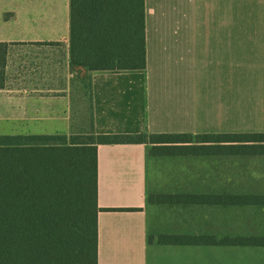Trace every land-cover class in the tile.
Returning <instances> with one entry per match:
<instances>
[{
	"label": "crops",
	"instance_id": "obj_1",
	"mask_svg": "<svg viewBox=\"0 0 264 264\" xmlns=\"http://www.w3.org/2000/svg\"><path fill=\"white\" fill-rule=\"evenodd\" d=\"M136 11L135 0L93 3L85 70L69 64V0H0V43L10 45L0 122L21 124L22 135H71L77 113L61 81L80 76L93 135L264 133V0H143L141 70ZM26 61L38 68L25 65L27 79L8 82ZM40 75L50 81H34ZM239 158H250V179L232 162ZM254 199H264V155L99 145L97 264H264V245L239 243L264 239V203Z\"/></svg>",
	"mask_w": 264,
	"mask_h": 264
},
{
	"label": "trees",
	"instance_id": "obj_2",
	"mask_svg": "<svg viewBox=\"0 0 264 264\" xmlns=\"http://www.w3.org/2000/svg\"><path fill=\"white\" fill-rule=\"evenodd\" d=\"M69 0V64L93 67V3ZM136 1V57L144 68L143 0ZM10 45L0 43V90ZM72 137V138H71ZM0 136V264H97V146L149 144L156 156L264 155V133L220 136L93 135ZM152 196L150 203L171 204ZM264 203V199H254ZM250 204V198L238 201ZM135 211L137 209H104ZM167 238L163 243H172ZM243 244L264 245V239Z\"/></svg>",
	"mask_w": 264,
	"mask_h": 264
},
{
	"label": "rangeland",
	"instance_id": "obj_3",
	"mask_svg": "<svg viewBox=\"0 0 264 264\" xmlns=\"http://www.w3.org/2000/svg\"><path fill=\"white\" fill-rule=\"evenodd\" d=\"M21 66L17 67V69L13 70L14 72L9 73L8 72V82H10L13 78V74L18 75L16 76L17 83L20 84V82L23 83L27 78L22 75H24L25 70H22L23 68L26 69L28 66V70L35 66V69L38 68V62H27L26 64L23 62L19 63ZM18 64V65H19ZM28 65V66H25ZM47 65V64H46ZM49 65L46 66L45 69H47ZM37 71V70H36ZM52 70L47 69V72H51ZM76 78V79H75ZM33 79V78H31ZM50 81V77H44L40 75L39 77H36L34 81ZM60 82V81H59ZM63 82V86L68 88V93L72 95V103H73V110L74 113H77V118L75 119V123L72 124V134L69 135L74 136L75 142H85L86 137L90 135L91 131V118H90V98H89V87H88V79L86 77H80V76H73L71 78L63 77L61 83ZM11 85V84H10ZM18 132H22V125L21 124H6L0 122V136L2 135H22L18 134ZM72 138V137H71ZM190 164H198V159H192L189 161ZM234 164L238 166V169L240 172L244 175L243 178L250 179V158H239L236 161H232ZM182 163V162H181ZM186 163V160L184 161ZM218 163V162H217ZM223 162V164H225Z\"/></svg>",
	"mask_w": 264,
	"mask_h": 264
}]
</instances>
